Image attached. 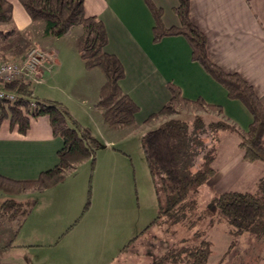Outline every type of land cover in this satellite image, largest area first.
<instances>
[{
	"label": "crops",
	"instance_id": "1",
	"mask_svg": "<svg viewBox=\"0 0 264 264\" xmlns=\"http://www.w3.org/2000/svg\"><path fill=\"white\" fill-rule=\"evenodd\" d=\"M9 1L13 6L12 21L16 28L23 30L32 25L33 21L20 0ZM152 1L163 10L166 27L180 24L174 11L178 0ZM85 10L87 15L97 16L104 22L108 32L106 51L116 55L125 68L126 75L119 84L140 108L136 123L117 128L104 123L103 109L96 103L105 77L97 68H85L75 47V41L82 31L68 41L65 49L59 45L63 39H68L76 26L68 34L57 38L56 43H39L47 54L39 73L42 78L49 73L47 77L51 79L59 68H68L67 72L75 81L81 79L82 86L72 87L66 99L47 95L40 98L66 104L75 112L78 121L90 127L98 137L101 145L93 169L91 163L94 174L105 168L110 180L112 174L125 169L127 151L111 148L112 145L118 140L127 146L128 138L134 132L143 136L165 119L147 122L151 114L158 112L171 99L168 84L172 82L181 89L185 98L193 101L201 99L208 105L221 107L222 111L218 112L223 121L236 128L218 130L212 160L216 172L200 187L199 192L210 191L211 197L232 190L255 192L259 180L264 176V161L244 159L239 145L241 135L249 129L253 116L241 101L230 98L226 88L192 59L188 40L183 35H169L155 42V21L145 0H85ZM190 17L206 36L209 58L226 72L242 76L253 86L264 104V0H190ZM7 51L0 50V58H7ZM20 52V56L15 58L21 59L27 52V46ZM43 66L51 68L46 73ZM72 104L80 108L72 107ZM112 134H116L117 138L111 139ZM63 145L62 137L53 133L48 116L32 117L25 133H19L5 120L0 127V175L13 180L36 179L43 171L58 164V151ZM85 162L75 165V169ZM60 185L36 193H54ZM13 197L0 190V203ZM35 199L38 202L37 195ZM32 209L18 231L15 229L10 235L0 231L3 234L0 237V252L39 244L26 239L31 235L25 232V226L33 216Z\"/></svg>",
	"mask_w": 264,
	"mask_h": 264
},
{
	"label": "trees",
	"instance_id": "2",
	"mask_svg": "<svg viewBox=\"0 0 264 264\" xmlns=\"http://www.w3.org/2000/svg\"><path fill=\"white\" fill-rule=\"evenodd\" d=\"M154 17V41L164 36L183 35L192 49V59L199 62L206 71L220 84L228 96L241 101L253 116L249 129L241 135L240 148L243 158L264 161V104L261 102L253 86L238 73H229L215 64L208 55L205 34L193 23L190 17V0H178L174 11L178 15V26L166 27L163 23V10L152 0H145ZM33 22L45 23V34L62 37L75 26H82L83 31L75 41V47L88 70L99 69L105 77L100 88L96 105L103 109L104 123L109 127H127L136 123L139 106L120 87V80L126 75L125 68L119 58L106 51L108 32L104 22L97 16L87 15L85 0H20ZM13 6L9 0H0V23L12 22ZM16 32L15 28L0 29V41L9 39ZM13 90L18 97L14 103L0 100V127L8 120L12 128L25 133L30 127L32 117L48 116L53 133L62 137L63 147L58 151L59 162L49 170L43 171L38 178L32 180H13L0 175V190L14 196L27 188L42 191L64 181L68 170L80 162L91 160L92 169L96 153L101 143L93 130L83 125L62 102L52 99L33 98L32 80L16 79L4 84ZM168 89L171 99L156 113L151 114L147 122L165 118L157 126L147 130L142 136V148L151 177L154 182L155 195L158 202V213L154 221L126 245L128 246L152 225L164 217L174 222L188 220L192 213L201 211L198 218L211 217L213 226L227 227L229 234L254 235L264 238V176L259 180L255 192L226 191L215 194L205 204L198 200L199 189L216 172L212 166L213 155L204 156L202 167L190 173L188 166L196 160L193 156L201 148L200 141L191 139L190 123L172 116L177 112L180 103H195L218 111L221 107L208 105L203 100L196 101L185 98L181 89L170 82ZM196 128L204 125L199 118ZM218 128L236 129L226 122L214 124ZM198 149V150H197ZM37 199L28 202L22 211V218L16 230L25 221ZM90 201H88L89 203ZM18 203L9 198L0 203L7 211ZM87 207V206H86ZM206 210V212H203ZM206 214V215H205ZM194 222L190 224L193 226ZM125 246V247H126ZM124 247V249H125ZM211 254V243L201 240L192 247H181L179 251L168 253L153 261V264H168L187 261L188 264H208ZM185 257V258H184Z\"/></svg>",
	"mask_w": 264,
	"mask_h": 264
},
{
	"label": "rangeland",
	"instance_id": "3",
	"mask_svg": "<svg viewBox=\"0 0 264 264\" xmlns=\"http://www.w3.org/2000/svg\"><path fill=\"white\" fill-rule=\"evenodd\" d=\"M11 28H15L16 32L9 39L0 41V50H8V59L18 58L25 46L27 50L36 44L41 47L39 43H56L59 38L45 34V23L41 21L32 22L23 30L17 29L13 21L0 23V29ZM81 31L83 27L76 26L68 39H63L59 45L65 49L68 41ZM48 68L51 67L43 66L46 73ZM67 71L68 68H59L48 79L49 73L42 78L38 70L37 75L42 79L40 82L32 80V99L42 95L66 99L72 87L82 86L81 79L75 81ZM75 106L72 104V107ZM175 107L177 112L172 116H179L190 123V141L197 138L201 143L198 154L192 159L196 161L188 166V171L194 173L202 167L205 155L215 153L216 136L223 128L214 124L224 121L218 110L207 106L180 103ZM72 109L75 111V108ZM72 113L75 116V112ZM197 118L204 123L198 128L195 125ZM134 133L128 138L127 146L118 140L112 145L111 148L125 149L127 154L124 157L125 169L112 174L110 180L105 168L94 174L91 161L87 159L79 168L75 169V166L67 171L69 176L60 182L54 193L38 195V190L27 188L14 195L18 205L13 209L7 211L1 207L0 231L10 235L21 220L22 211L28 207L27 203L37 195L38 202L31 212L33 216L24 228L27 234L31 233L26 239L39 244L1 251L0 264H153L170 250L177 252L181 247H192L201 240L211 243L208 264H264V238L251 234L232 237L227 227L212 226V219L206 214L198 218L199 209L185 221L174 222L164 216L158 224L152 225L123 249L154 221L158 213L154 182L143 153L142 136ZM110 137L116 139L117 135ZM210 195L207 190L199 192V203L208 202L213 197ZM192 222L194 225L190 226Z\"/></svg>",
	"mask_w": 264,
	"mask_h": 264
},
{
	"label": "built area",
	"instance_id": "4",
	"mask_svg": "<svg viewBox=\"0 0 264 264\" xmlns=\"http://www.w3.org/2000/svg\"><path fill=\"white\" fill-rule=\"evenodd\" d=\"M47 57L46 52L39 45L30 47L26 54L21 58H0V100H6L14 103L18 97L13 90L7 89L4 84L16 79H28L41 81L37 72Z\"/></svg>",
	"mask_w": 264,
	"mask_h": 264
}]
</instances>
